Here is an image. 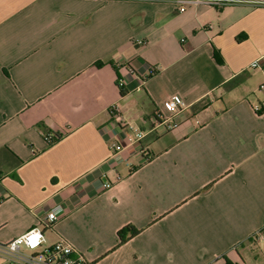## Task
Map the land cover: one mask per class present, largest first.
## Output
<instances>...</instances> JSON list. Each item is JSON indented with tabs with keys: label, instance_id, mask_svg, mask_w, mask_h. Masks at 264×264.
<instances>
[{
	"label": "crops",
	"instance_id": "obj_1",
	"mask_svg": "<svg viewBox=\"0 0 264 264\" xmlns=\"http://www.w3.org/2000/svg\"><path fill=\"white\" fill-rule=\"evenodd\" d=\"M229 1L0 0V244L63 205L91 264H264V0Z\"/></svg>",
	"mask_w": 264,
	"mask_h": 264
},
{
	"label": "built area",
	"instance_id": "obj_2",
	"mask_svg": "<svg viewBox=\"0 0 264 264\" xmlns=\"http://www.w3.org/2000/svg\"><path fill=\"white\" fill-rule=\"evenodd\" d=\"M181 5L180 11L185 12L186 6L203 4L213 7H223L229 0H175ZM252 68H258L257 63ZM122 87V84H120ZM264 89V85L261 87ZM187 104L179 95H173L166 101L167 114L161 115L154 130H174L179 127L177 118L187 109ZM114 127L126 133L125 144L115 143L111 146V160L115 162L123 151L139 148L147 133L134 129L123 117L120 107L115 104L109 109ZM55 135H46L47 142H51ZM120 176L116 175V181ZM112 183H107L105 188H111ZM65 213L63 205H56L39 215L37 225L23 235L6 244H0V254L11 264H91L82 253L71 243L61 238L57 243L49 245L44 234V229H52L61 216Z\"/></svg>",
	"mask_w": 264,
	"mask_h": 264
},
{
	"label": "trees",
	"instance_id": "obj_3",
	"mask_svg": "<svg viewBox=\"0 0 264 264\" xmlns=\"http://www.w3.org/2000/svg\"><path fill=\"white\" fill-rule=\"evenodd\" d=\"M101 64H97L96 66H100ZM121 94L124 95L123 90H121ZM62 138L61 135H57L55 134V137L53 138V140L51 142H49V145H52L56 142H58L60 139ZM139 230H137L136 228L132 227V226H127L124 229L120 230L118 232V236L120 239V243L123 244L125 242H127L130 238L135 237L137 234H139ZM226 264H232L230 262H227Z\"/></svg>",
	"mask_w": 264,
	"mask_h": 264
},
{
	"label": "rangeland",
	"instance_id": "obj_4",
	"mask_svg": "<svg viewBox=\"0 0 264 264\" xmlns=\"http://www.w3.org/2000/svg\"><path fill=\"white\" fill-rule=\"evenodd\" d=\"M209 187H210V186L207 185V187H206L205 189H203V190L206 191L207 189H209ZM203 190L201 191V194L204 193ZM263 228H264V227H263ZM49 237H50V236H49ZM258 237H259V235H258Z\"/></svg>",
	"mask_w": 264,
	"mask_h": 264
}]
</instances>
